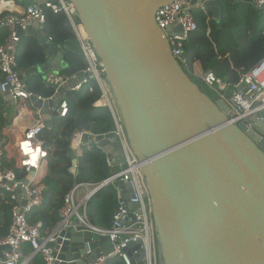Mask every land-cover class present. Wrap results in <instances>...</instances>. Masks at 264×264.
I'll list each match as a JSON object with an SVG mask.
<instances>
[{
	"label": "water",
	"instance_id": "1",
	"mask_svg": "<svg viewBox=\"0 0 264 264\" xmlns=\"http://www.w3.org/2000/svg\"><path fill=\"white\" fill-rule=\"evenodd\" d=\"M19 1L35 11L44 0ZM71 1L103 63L142 163L162 264H264V97L247 111L254 125L250 129L246 122L232 121L228 100L213 99L201 90L174 57L156 22L157 10L173 0ZM205 10L217 19L222 15L218 0L208 2ZM65 24L70 26L68 19ZM19 34L36 37L48 55L45 63L23 73L24 81L33 73L45 77L61 69L65 52L52 45L39 24ZM85 77L91 74L80 73L50 99L30 95L42 109L46 126L59 115L52 109H58L66 93ZM5 98L11 102L8 95ZM91 139L93 135L86 136V141ZM96 140L113 149L115 163L122 160L116 136L100 134ZM71 155L75 172L76 154ZM120 186L129 199L130 185ZM57 234L56 241L47 243L54 264H92L102 249L112 251L105 236L93 243L75 229ZM87 242L95 248L93 254H87ZM99 243L105 246L99 248ZM7 249L0 246V259ZM127 250L130 255L138 251L132 264H144L140 244H129Z\"/></svg>",
	"mask_w": 264,
	"mask_h": 264
},
{
	"label": "built area",
	"instance_id": "2",
	"mask_svg": "<svg viewBox=\"0 0 264 264\" xmlns=\"http://www.w3.org/2000/svg\"><path fill=\"white\" fill-rule=\"evenodd\" d=\"M2 1L12 2L13 6L15 4V0H0ZM210 1L212 0H173L157 10L156 22L165 32L172 53L184 70L192 78L200 79L216 92L222 93L226 89V84L221 79L211 71L204 70L197 61L192 65L189 64L184 56L185 43L190 34L198 28L195 14L205 10L206 4ZM252 3L258 8L264 6V0H252ZM46 9L54 13H63L69 20L75 39L66 44L68 46L66 49H80L86 63V68L81 73L91 74V77L80 80L70 90H80L89 79L95 80L101 94L94 105L97 108L108 109L114 121V129L110 133L118 138L122 149V160L115 163L113 149L107 150L100 145L95 134L82 129H77L73 133L70 140L72 152L79 156L84 145L89 142L95 143L106 154L111 173L102 182L77 183L66 194L64 204L59 211L60 221L49 235L42 233L41 221L32 224L28 219L30 212L45 200L46 185L43 177L47 168L49 148L45 146L42 134L48 126L45 125L42 109L32 102L30 98L32 93L22 77L24 72L19 70L17 64L19 45L23 37L19 34V30H25L28 25L34 23L43 28ZM3 13L6 14L0 19V28L7 29L8 34L5 40L0 42V73L3 74L0 78V97L7 100L5 95H8L11 99L10 103L17 108L18 113L25 112L30 115L29 112L33 107L36 117L19 136L13 125H6L0 130V191L8 193L13 201L9 233L0 238V246H8V249L3 251L0 264H32L33 258L37 255L43 258L44 264H54L53 250L47 246V243L56 241L57 233L65 229L81 231L85 236L91 237L93 243L97 242L100 236H105L111 243L112 251L106 253L102 249L92 264H107L108 260L114 257H118L125 264H132L131 258L138 251H133L130 255L127 250L129 244H140L144 264H162L154 207L146 176L141 167L142 163L130 143L116 94L106 77L95 46L79 20L75 4L71 0H44L35 11L18 12L11 6H5L0 10V15ZM175 22H178L179 28L173 26ZM169 26H171L170 31L167 29ZM78 75L66 76L59 70H51L44 79L46 83L55 87L56 94L63 84L69 83ZM89 90L92 92L94 88L90 87ZM263 93L264 59L251 71L242 75L229 99L222 94L221 98L229 101L233 122L236 124L246 122L248 128L254 129L253 123L247 119V111L254 100L264 97ZM38 97L42 100L51 98ZM68 109L69 103L65 96L59 108L52 111L58 112L57 117H65ZM53 118L51 117V120ZM89 134L93 135V139L86 141V136ZM34 153L35 162H33ZM8 161L12 164L8 165ZM17 169L23 176L17 172ZM120 182L130 185L127 188L129 199L125 197L126 192L120 186ZM107 186L115 189L119 203L112 227L109 229L94 226L87 217L89 197ZM26 245L30 247V251L24 255ZM98 247L103 248V246ZM94 250L90 242H87V254H93Z\"/></svg>",
	"mask_w": 264,
	"mask_h": 264
},
{
	"label": "trees",
	"instance_id": "3",
	"mask_svg": "<svg viewBox=\"0 0 264 264\" xmlns=\"http://www.w3.org/2000/svg\"><path fill=\"white\" fill-rule=\"evenodd\" d=\"M222 7V15L215 18L212 11H198L195 14L198 28L193 31L185 43L184 52L189 64L199 62L206 71H211L226 84L222 93L200 79L193 78L201 90L213 99L221 98V94L229 99L235 85L243 74L251 71L264 59V6L256 7L252 0H218ZM24 4L19 2V5ZM2 5L0 10L5 6ZM0 15V19L5 15ZM46 20L43 25L45 35L53 46L66 45L75 39L70 26L65 24L63 13L45 10ZM8 31L0 28V42L7 37ZM48 55L45 47L31 35L21 38L17 56L18 68L22 72L43 64ZM86 63L76 49L66 50L63 55L62 67L59 72L66 76L80 74ZM3 74L0 73V78ZM31 93L44 98L55 94V87L46 83L44 75L33 73L26 77ZM90 87L94 90L91 92ZM101 91L94 79H89L80 90H69L66 99L69 103L65 117H54L45 128L42 138L49 148L47 171L43 177L46 185L43 204L35 207L29 214V222H42V233L49 235L60 221V209L66 194L77 184L84 182H102L111 173L106 154L95 143L84 145L82 152L76 156L75 172L74 157L71 155L70 140L77 129L92 134H109L114 129V121L106 108H97L94 103ZM12 123L8 116L6 100L0 97V130ZM17 172L20 171L17 169ZM23 176V175H22ZM119 206L115 189L107 186L99 189L87 202V217L94 226L109 229L112 227L114 214ZM13 201L8 193L0 191V238L9 233L12 223ZM30 251L28 245L24 255ZM32 264H44L40 255L33 258ZM107 264H125L118 257L108 260Z\"/></svg>",
	"mask_w": 264,
	"mask_h": 264
},
{
	"label": "crops",
	"instance_id": "4",
	"mask_svg": "<svg viewBox=\"0 0 264 264\" xmlns=\"http://www.w3.org/2000/svg\"><path fill=\"white\" fill-rule=\"evenodd\" d=\"M19 0H15V4L14 6L12 5L11 7H13V9L15 11H18V12H23V11H26L28 10L26 5L25 4H21L19 5ZM12 4V2H6V1H2L0 2V7L2 5H7V4ZM24 3V2H23ZM68 46L67 45H60V49L65 52L67 49ZM63 60V58H62ZM61 66H62V63H61ZM52 70H56V69H52ZM6 103H7V111H8V116L10 118H12V123L8 124V125H13L14 128L16 129L17 131V135H21L22 132L25 130V128L31 124V122L33 123V120L35 119L36 115H35V111H34V108L32 107V110L30 113V115L26 114L25 112H21V113H18L17 111V108L15 106H13L8 100H6ZM8 165L12 164L11 162H7ZM48 164V163H47ZM46 171H47V168H46ZM46 171H45V174H46ZM45 176V175H44ZM83 194V193H82ZM99 241V240H97ZM99 246H105L104 243H99Z\"/></svg>",
	"mask_w": 264,
	"mask_h": 264
},
{
	"label": "clouds",
	"instance_id": "5",
	"mask_svg": "<svg viewBox=\"0 0 264 264\" xmlns=\"http://www.w3.org/2000/svg\"><path fill=\"white\" fill-rule=\"evenodd\" d=\"M25 148L27 149V145H25ZM39 151V149H37ZM33 162H35V153L33 154Z\"/></svg>",
	"mask_w": 264,
	"mask_h": 264
}]
</instances>
